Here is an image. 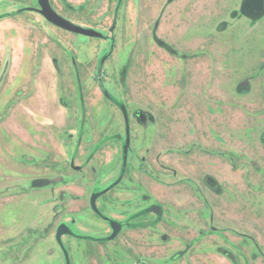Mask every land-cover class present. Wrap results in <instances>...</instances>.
Returning a JSON list of instances; mask_svg holds the SVG:
<instances>
[{
	"label": "rangeland",
	"instance_id": "374dc122",
	"mask_svg": "<svg viewBox=\"0 0 264 264\" xmlns=\"http://www.w3.org/2000/svg\"><path fill=\"white\" fill-rule=\"evenodd\" d=\"M49 2L104 37L0 0V264H264V0Z\"/></svg>",
	"mask_w": 264,
	"mask_h": 264
},
{
	"label": "water",
	"instance_id": "95a60500",
	"mask_svg": "<svg viewBox=\"0 0 264 264\" xmlns=\"http://www.w3.org/2000/svg\"><path fill=\"white\" fill-rule=\"evenodd\" d=\"M37 5L38 7L34 8V7H26V8H21L18 10V12H22V11H35L37 13H39L47 22H49L50 24H52L55 27H58L62 30L74 33V34H78V35H82V36H86V37H92V38H102L103 34L95 29L92 28H86L80 25H77L71 21H69L68 19L62 17L61 15H59L50 5L49 0H37ZM114 29V23L111 24L109 31L111 32ZM104 58L101 59V63H103ZM105 96H108L107 92L104 93ZM121 111L123 114V118H124V122L126 125V132L128 133V117H127V113H126V109L125 107L122 105L121 106ZM128 146V140L126 141L125 147L124 149L126 150ZM97 195L95 193H93L90 196V206L92 208L93 211H97L96 205H95V200H96ZM147 211L149 212H153L156 215L160 216L162 213V209L160 206L158 205H150L147 208ZM110 226L112 228V233L107 237L108 240L113 239L119 229H120V224L116 221H111L110 222ZM68 230V227L64 224H61L58 226L56 232H55V239L56 241L61 244V236L63 234H65ZM66 264H69L67 256H66Z\"/></svg>",
	"mask_w": 264,
	"mask_h": 264
},
{
	"label": "flooded vegetation",
	"instance_id": "af4514ba",
	"mask_svg": "<svg viewBox=\"0 0 264 264\" xmlns=\"http://www.w3.org/2000/svg\"><path fill=\"white\" fill-rule=\"evenodd\" d=\"M34 8H36V7H34ZM32 12H35V11H32ZM36 13H37V12H36ZM103 37H104V36H103ZM103 37H102V38H103ZM102 58H104V61H105V57H102ZM102 58H101V59H102ZM104 61H103V63H104ZM103 63H101V60H100V64L102 65ZM102 91H103V95H104V97H105L106 99H108V100H111V96H110L108 93H107L108 96H105V94H104V93L107 92V91H105L103 88H102ZM121 106H122V104H120L119 108H121ZM124 107H125V106H124ZM125 109H126V108H125ZM120 111H121V109H120ZM121 113H122V111H121ZM126 113H127V111H126ZM122 117H123V114H122ZM127 117H128V115H127ZM123 121H124V118H123ZM124 124H125V122H124ZM127 140H128V145H129V121H128V133L126 132V125H125V140H124V141H125V144H126V141H127ZM125 144H124V147H125ZM124 147H123V163H122V165H121V168H123L124 165H125V164H124V163H125V158H126L125 155H126V151H127V149H128V146H127L126 150L124 149ZM114 183H115V182H114ZM112 187H113V186H112ZM95 202H96V200H95ZM95 205H96V203H95ZM152 205H153V204H152ZM96 208H97V206H96ZM91 209H92V208H91ZM146 210H147V208H146ZM94 212H97V213L99 214L98 210H97V211H94ZM99 215L105 220V222H107V223L109 224V226H110V222H111V221H115V220H111V219H109V218H107V217H105V216H102L101 214H99ZM157 216H158V215H157ZM116 222H118V221H116ZM118 223L120 224V229H119V231H120L121 228H122V225H121L120 222H118ZM110 228H111V226H110ZM67 231H68V230H67ZM119 231H118V233H119ZM111 233H112V228H111ZM111 233H110V234H111ZM118 233H117V235H118ZM110 234H109V235H110ZM63 235H64V234H63ZM109 235H108V236H109ZM117 235H116V236H117ZM108 236L105 237L106 240H108V239H107ZM116 236H115V237H116ZM79 237H80V236H79ZM83 237H84V239H89L87 236H83ZM115 237H114V238H115ZM114 238H113V239H114ZM113 239H111V240H113Z\"/></svg>",
	"mask_w": 264,
	"mask_h": 264
}]
</instances>
